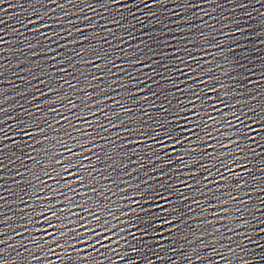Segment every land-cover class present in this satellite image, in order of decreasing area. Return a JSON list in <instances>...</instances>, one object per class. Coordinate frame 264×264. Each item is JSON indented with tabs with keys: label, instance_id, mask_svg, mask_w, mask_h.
<instances>
[{
	"label": "snow or ice",
	"instance_id": "6c2138e0",
	"mask_svg": "<svg viewBox=\"0 0 264 264\" xmlns=\"http://www.w3.org/2000/svg\"><path fill=\"white\" fill-rule=\"evenodd\" d=\"M0 3H2V0H0ZM193 119H196V117H190ZM174 124H178L181 123V121H179L178 119H173L172 121ZM185 126H186V122ZM205 124L208 125H215L216 121L213 119H209L207 121H204ZM197 126H193V132H195ZM205 132H207V128L204 129ZM186 135L185 130L183 127H178V128H172L170 131H165V136L166 137H172L173 140L176 141V143L178 144H184V140L180 139L181 137H184ZM192 139V136H189V140ZM197 139H200V137H197ZM206 142V141H205ZM189 147H192L191 145H189ZM50 151V149H45V152ZM193 151H195V148H193ZM61 155H63V153H61ZM233 155H235V153H233ZM82 163V162H81ZM69 164L71 165V158L69 159ZM50 167H55L50 165ZM71 167H76L77 171L75 173V180L78 181V183L76 185H81L84 184L85 182V178H81L84 176L85 172L82 171V169H84L83 167H80L79 165H71L70 167L67 168H63L64 171L63 172H57V175L61 178H63L66 181L68 180V177H72L71 175ZM245 167H247L245 165ZM49 168V167H47ZM45 168V169H47ZM52 171H46L47 176L52 177ZM65 173H69V175H65ZM88 180H91V173L88 174L87 177ZM48 181L45 180L44 183H47ZM227 182V181H225ZM67 185L66 188H61L59 187V184L56 185V187L50 189L53 190L55 192H60L61 190H63V192L65 193L64 200L66 201V203L63 204V206H57L56 198L53 196H47L46 200L44 201H38L39 203H44L47 204L48 201H52L51 206L50 207H46L41 213L40 215H42L44 217V220L42 221V223L47 224V227L43 228V233L45 234H49L51 238L53 239V242L60 245L61 249L65 252L66 255L71 256L72 253L68 252L67 249L69 246L71 247H75V241H78L80 239V236L78 235L79 231H80V226H81V220L79 218V215L76 213L75 211V205L72 203V201L76 198V193L79 192L80 189H78L76 186L73 187L71 182H66L65 183ZM35 190V192H37V195H39V192L37 191V189L33 188ZM155 190H149L143 194H141L142 198L149 201L150 203V207H148L146 212H143V215L148 216L149 219L147 221L148 224L154 223L155 220L154 218L150 217V213L151 212H158L160 211L159 208H157L155 205L160 204L162 201L166 204L168 200L171 199V194L170 193H166V191L164 189L159 190L158 195H153V192ZM72 193L71 196H69L68 194ZM89 201H91V203H89ZM84 203L86 205H88V211L90 213H94V215L92 216L91 220L88 223H84L83 227L85 229H87L89 227V223H91L92 225H97L100 224V217L102 216V210L100 209L99 205L96 203V201H92V200H85ZM93 205H95V207H93ZM60 209V211H57V209ZM65 209H67V211H65ZM63 213V216L59 215V213ZM53 217H55L56 221L59 224H62L63 227H54V223H53ZM73 217H75V220H73ZM106 218V217H105ZM163 226V225H162ZM105 228H107V226H104ZM96 228L93 227L92 228V232L95 233ZM89 235V232L85 231L84 236H85V243H88V240L86 239L87 236ZM43 239L48 240L49 239V235H44ZM93 239H95V236L93 235ZM57 264H60L59 261H57Z\"/></svg>",
	"mask_w": 264,
	"mask_h": 264
}]
</instances>
